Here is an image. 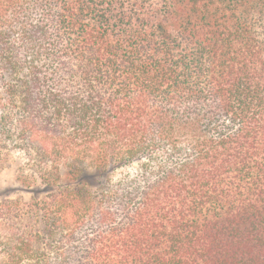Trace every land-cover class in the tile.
Returning <instances> with one entry per match:
<instances>
[{"label":"trees","instance_id":"1","mask_svg":"<svg viewBox=\"0 0 264 264\" xmlns=\"http://www.w3.org/2000/svg\"><path fill=\"white\" fill-rule=\"evenodd\" d=\"M3 264H264V0H0Z\"/></svg>","mask_w":264,"mask_h":264},{"label":"rangeland","instance_id":"2","mask_svg":"<svg viewBox=\"0 0 264 264\" xmlns=\"http://www.w3.org/2000/svg\"><path fill=\"white\" fill-rule=\"evenodd\" d=\"M23 163V157L17 153H8L5 157L3 168L0 170V201L6 199H21L30 201L32 194L27 190L18 178L19 167ZM0 264H3L0 257Z\"/></svg>","mask_w":264,"mask_h":264}]
</instances>
